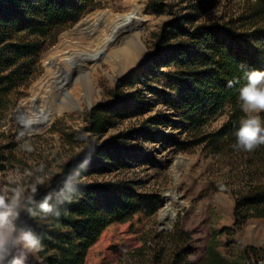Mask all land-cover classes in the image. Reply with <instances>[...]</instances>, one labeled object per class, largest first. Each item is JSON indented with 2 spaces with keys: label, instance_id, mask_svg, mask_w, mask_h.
<instances>
[{
  "label": "rangeland",
  "instance_id": "1",
  "mask_svg": "<svg viewBox=\"0 0 264 264\" xmlns=\"http://www.w3.org/2000/svg\"><path fill=\"white\" fill-rule=\"evenodd\" d=\"M96 1L97 8L61 33L57 42L42 53L40 76L23 90L5 118L0 113V190L18 185L28 197L36 195L48 187L67 163L80 158L93 144L109 142L124 152L129 167L104 166L99 173L83 176L81 181L97 180L100 184L128 178L136 183L135 190L158 194L160 207L139 234L105 233L98 246L91 250L88 264H169L173 252L181 245L194 264H264L261 253L256 255L251 250H264V220L254 218L242 226L235 224L233 185L227 178L231 167L200 148L193 152L175 150L172 142L161 141L156 134L160 131L170 137L169 140H173L172 136L182 140L186 133L181 132L178 124L182 120L171 108L178 95L175 68L164 60L146 64L153 35L174 17V13L199 14L203 20L222 22L232 13H240L243 0H161L167 5L161 13L149 7L150 0H140L142 11L134 28L141 32L139 39L129 44L126 38L131 40L128 38L130 30L123 29L116 45L126 46L137 54L138 62L131 67L141 63L143 49L145 58L140 69L124 78H119L121 70L113 65L110 56L104 58L102 53L93 59L88 55L98 48L95 38L99 31L107 32L102 17L131 12L135 0ZM86 17L77 31L87 27L89 22L96 24L90 29V35L83 34L84 42H89V46L83 47L86 55L79 56L83 60L72 69L70 80L61 86L56 62L83 46L77 32L63 34L73 30ZM97 17L102 22L97 21ZM127 79V84L120 83ZM63 90L69 92L70 99L62 96ZM119 92L130 95L129 108L143 101L141 112L119 119L115 127L101 135L87 131L91 111L114 100ZM58 96L67 102L62 105L64 112L50 117L44 126L26 132L18 124H10L9 118L21 101L28 117L41 125L48 111L59 105ZM35 98L38 109L44 110V114L39 115L31 108ZM160 113L167 115L166 122L157 127L147 122ZM225 120V115L218 117L209 129L220 127ZM29 148L31 151L27 150ZM174 193H178L171 210L175 216L164 217L165 204L173 201ZM31 222L29 211L22 212L20 223L28 227ZM121 242H124V249ZM41 262L39 252L27 257V264Z\"/></svg>",
  "mask_w": 264,
  "mask_h": 264
},
{
  "label": "trees",
  "instance_id": "2",
  "mask_svg": "<svg viewBox=\"0 0 264 264\" xmlns=\"http://www.w3.org/2000/svg\"><path fill=\"white\" fill-rule=\"evenodd\" d=\"M161 0H150L156 13L165 8ZM98 7L96 0H0V113L5 116L23 90L42 73L40 56L52 47L66 29ZM164 60L175 68L178 95L171 108L181 118L180 140L156 131L161 141L172 142L175 150L203 152L217 156L231 167L235 224L264 220V145L252 152L233 148L235 131L245 114L240 108L239 90L247 73L264 71V0H243L240 13L228 19L207 21L199 14L174 13L153 35L146 64ZM121 80V84H127ZM229 81L232 86L229 87ZM129 94L119 92L89 114L87 131L101 135L118 120L141 112L143 101L128 106ZM225 115L224 123L210 130V124ZM165 113L147 122L157 127L166 122ZM264 121V113H261ZM127 168L124 152L106 142L93 144L85 154L72 160L43 191L28 203L30 227L42 237L38 251L41 264H88L92 249L107 232L139 234L160 207V196L134 189L126 178L98 184L81 181L102 168ZM75 172H78L77 174ZM138 184V183H137ZM51 194L60 215H44L37 203ZM124 240V239H123ZM124 249V242H121ZM114 247H119L114 245ZM251 250L257 255L264 250ZM118 251V250H117ZM260 255V254H259ZM169 264H194L184 247L178 246Z\"/></svg>",
  "mask_w": 264,
  "mask_h": 264
},
{
  "label": "clouds",
  "instance_id": "3",
  "mask_svg": "<svg viewBox=\"0 0 264 264\" xmlns=\"http://www.w3.org/2000/svg\"><path fill=\"white\" fill-rule=\"evenodd\" d=\"M229 81V87L232 86ZM240 108L245 114L235 131L236 143L233 148L252 152L264 145V71L252 70L247 73V83L239 90ZM31 151V149H27ZM35 191V189H33ZM48 194L37 203L40 213L59 216V209L51 203ZM29 200L28 193L16 185L8 190H0V264H27L29 254L38 252L42 247V237L30 227L20 223L22 212ZM32 211V210H29Z\"/></svg>",
  "mask_w": 264,
  "mask_h": 264
},
{
  "label": "bare ground",
  "instance_id": "4",
  "mask_svg": "<svg viewBox=\"0 0 264 264\" xmlns=\"http://www.w3.org/2000/svg\"><path fill=\"white\" fill-rule=\"evenodd\" d=\"M141 11H142L141 1L135 0L134 8L131 12L119 16H113L111 14H108L102 17L103 19L102 21L106 23V28L108 27L107 32L104 34L99 31V35L95 38V40L98 41L97 42L98 48L94 51L91 50L90 51L91 53H89L88 56H91L93 59L97 58L102 53L104 58L110 56L113 65L117 68V70H121L120 75L123 74L127 69L131 68L132 65H135L138 62L137 54L133 50L127 48L126 46H117L116 43L120 35V32L123 29H126L128 31L130 30L128 38H130L131 40L126 38L129 44L132 45L134 41L136 42L139 39L141 32L139 30H135L134 28L137 27L138 25L139 22L138 19L141 14ZM97 21L102 22L101 19H99L98 17H97ZM87 25H88L87 27H80L78 31L77 29L75 30V32H77L76 33L77 38L81 40L79 43H81L83 46L80 47L79 49H73L72 52H69V56H67L66 58L64 57L62 60L56 62V66H57L56 74H60L62 70L61 67L63 65L69 66V63L72 61L78 63L79 61L83 60L79 56L84 54L83 47L89 46V42H84L83 39L85 38V36L83 34L87 33L86 35L88 34L90 35L89 33L90 29L96 24H92L91 22H89ZM62 105L63 104L54 105V109L61 108L60 110L64 111L62 110L63 108ZM177 197H178V193H174L172 195L173 201L171 203L166 202L165 208L162 213L164 217L171 214L172 212L171 210H173L172 209L173 202L177 199Z\"/></svg>",
  "mask_w": 264,
  "mask_h": 264
},
{
  "label": "water",
  "instance_id": "5",
  "mask_svg": "<svg viewBox=\"0 0 264 264\" xmlns=\"http://www.w3.org/2000/svg\"><path fill=\"white\" fill-rule=\"evenodd\" d=\"M87 20V17L86 19H84L82 22H80L78 25H76V27L69 31V32H66L63 34V36H67L69 34H73L75 32V30L78 28V26H80L83 22H85ZM143 57H142V61L141 63H139L136 67H131L129 69H127L123 74L119 75V78H124V77H127L131 74H133L134 72H136L138 69L141 68V64L144 62V58H145V52H144V49H143ZM77 66V63L76 62H70L69 63V66H62V70L60 72L59 75H61V79H58V83H60L61 86H64L65 83L63 82H68L70 80V75H71V72H72V69ZM62 96L67 98V99H70L71 98V95L69 94V92H67L66 90H63L62 92ZM56 101L58 104H67V102H65L63 99H61L59 96L56 98ZM32 109L37 111L39 115L41 114H44V110H40L38 109V99L35 98L32 100ZM61 112H64V111H61L59 109H50L47 113V116L44 117L42 120V123L41 125L38 123V121H36L35 119H31L28 117V115L25 113L24 111V105L23 103L20 101L16 107V109L12 112V115L10 116L9 118V122L10 124L12 122L18 124L20 126V128H22L24 131L26 132H30V131H34L35 129H37L38 127L40 126H44L46 124V122L49 121L50 117L54 116L56 113H61ZM171 216L174 217L175 214L171 212Z\"/></svg>",
  "mask_w": 264,
  "mask_h": 264
}]
</instances>
